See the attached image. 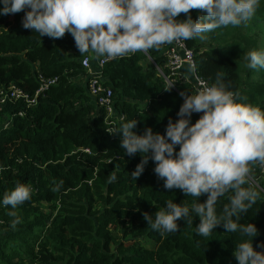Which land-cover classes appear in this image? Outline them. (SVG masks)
I'll list each match as a JSON object with an SVG mask.
<instances>
[{"label": "trees", "instance_id": "obj_1", "mask_svg": "<svg viewBox=\"0 0 264 264\" xmlns=\"http://www.w3.org/2000/svg\"><path fill=\"white\" fill-rule=\"evenodd\" d=\"M199 11L190 10L192 19ZM23 14L0 15V88L15 85L33 98L42 80L54 82L36 94L35 103L19 99L0 106V198L18 183L32 189L31 199L16 209L22 222L14 229L10 208L0 207V264H237L232 253L241 237L225 233L222 225L207 238L195 234L198 216L192 226L179 220L174 233L147 227L143 212L154 214L167 199L179 203L192 198L179 189L165 190L151 160L133 182L130 173L141 156L124 154L120 134L109 132L122 118H134L138 134L145 127L163 134L169 117L177 118L183 98L164 89L142 52L94 67L99 56L91 50L79 54L69 33L39 37L22 27ZM204 35L205 40L185 41L194 51L197 73L211 86L221 74L239 93L237 99L264 110V69H249L244 60L248 51L264 49V0L247 23ZM148 53L164 64L158 48ZM85 55L89 69L81 64ZM95 71L112 91L111 112L88 90ZM177 88L192 93L188 83ZM257 164L249 165L258 183L252 182L257 202L241 217L242 223L258 228L254 248L264 243V175ZM113 172L117 179L109 183ZM60 181L59 191L53 192ZM204 199L206 195L199 197Z\"/></svg>", "mask_w": 264, "mask_h": 264}, {"label": "clouds", "instance_id": "obj_2", "mask_svg": "<svg viewBox=\"0 0 264 264\" xmlns=\"http://www.w3.org/2000/svg\"><path fill=\"white\" fill-rule=\"evenodd\" d=\"M259 6L260 0H0V15L23 11L22 27L39 37L57 39L67 32L79 54L91 50L97 56L119 58L174 41L205 40L204 34L217 28L247 23ZM191 9L200 10L195 20ZM180 13L186 18L177 19ZM244 60L249 69H264V49L248 51ZM188 71L195 76V65ZM173 84L164 89L170 90ZM179 95L183 101L177 118L169 117L163 134L150 127L138 134L134 118H122L109 131L120 134L124 154L141 156L130 173L133 182L151 160L165 190L179 189L192 198L179 203L167 199L154 214L143 212L147 227L174 233L179 220L192 226L198 216L196 235L207 238L222 225L225 233L241 237L232 253L237 264H264V243L258 242L256 248L252 243L258 228L241 222L258 198L249 165L256 162L264 167V110L237 99L239 93L219 73L212 86L195 94L182 90ZM193 113H201L195 122ZM116 179L114 172L109 174V183ZM62 184L52 191H59ZM201 195H206L202 202ZM31 196V186L18 183L0 198V207L10 208L7 215L13 218V229L22 222L17 207ZM224 197L227 202L221 203Z\"/></svg>", "mask_w": 264, "mask_h": 264}, {"label": "built area", "instance_id": "obj_3", "mask_svg": "<svg viewBox=\"0 0 264 264\" xmlns=\"http://www.w3.org/2000/svg\"><path fill=\"white\" fill-rule=\"evenodd\" d=\"M160 50V55L164 58V64L158 65L154 58L150 56L147 52H142L147 60L154 66L159 76H161L165 88L169 86V83H174L171 90H174L178 94L180 93L177 86L179 84L188 83L192 88V93L195 94L198 90L204 87L211 86L202 76H200L197 71L195 76H193L189 71L190 65H195L194 51L192 48L188 47L185 41L173 42L171 44H163L158 47ZM110 59L107 56H99L97 58V67L100 68L106 60ZM81 64L90 68L89 56L85 55ZM99 71H95L88 79V90L91 95L96 98L98 105L106 108L108 112L112 111V91L109 87L103 85L99 80ZM54 82V79L42 80L40 88L36 91L33 98H30L28 94L23 92L19 87L15 85H10L7 87L0 88V106L6 104V102L16 101L19 99L24 100L27 103H35L36 94L47 87L48 84ZM19 114H21L19 112ZM198 117L201 113H193ZM84 151L89 152L87 148ZM257 168L260 174L264 175V167L257 164ZM252 182L258 186L257 181L252 179Z\"/></svg>", "mask_w": 264, "mask_h": 264}, {"label": "crops", "instance_id": "obj_4", "mask_svg": "<svg viewBox=\"0 0 264 264\" xmlns=\"http://www.w3.org/2000/svg\"><path fill=\"white\" fill-rule=\"evenodd\" d=\"M88 55H89V54H88ZM97 58H98V57H96V58L93 59L94 61H93V63L91 64V66H92V65H95L94 67L97 66V63H96V62H97ZM91 66H90V67H91ZM198 118H199V117H198L196 114H192V118H191V119L194 120V119H198Z\"/></svg>", "mask_w": 264, "mask_h": 264}]
</instances>
